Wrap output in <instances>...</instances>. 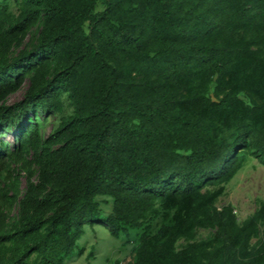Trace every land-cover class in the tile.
Here are the masks:
<instances>
[{"label": "trees", "instance_id": "trees-1", "mask_svg": "<svg viewBox=\"0 0 264 264\" xmlns=\"http://www.w3.org/2000/svg\"><path fill=\"white\" fill-rule=\"evenodd\" d=\"M13 126L0 264H65L98 222L130 245L113 264H264V200L217 205L264 165V0H0Z\"/></svg>", "mask_w": 264, "mask_h": 264}, {"label": "rangeland", "instance_id": "rangeland-1", "mask_svg": "<svg viewBox=\"0 0 264 264\" xmlns=\"http://www.w3.org/2000/svg\"><path fill=\"white\" fill-rule=\"evenodd\" d=\"M24 88L8 97V102L13 103L23 95ZM42 117L41 113H37ZM33 117V114L30 113ZM54 116H49L44 124V132L51 128ZM18 127L5 128L0 135L8 145L14 144V139L18 133ZM24 184L23 178H21ZM225 193L218 199L217 205L226 203L233 205L238 220H242L250 215L260 200H264V165L258 159L247 156L243 166L225 185ZM111 201V200H110ZM105 211L109 212L108 204L103 203ZM207 231H201V235H206ZM123 237H115L110 234L104 223L85 224L83 234L77 240L76 249L83 248V252L78 254L77 250L65 259V264H113L114 261H122L130 245L123 246Z\"/></svg>", "mask_w": 264, "mask_h": 264}]
</instances>
